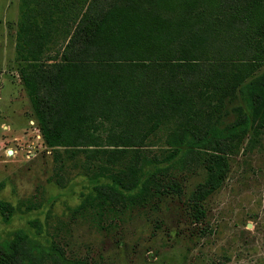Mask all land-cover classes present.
Listing matches in <instances>:
<instances>
[{"label": "trees", "instance_id": "1", "mask_svg": "<svg viewBox=\"0 0 264 264\" xmlns=\"http://www.w3.org/2000/svg\"><path fill=\"white\" fill-rule=\"evenodd\" d=\"M16 35L57 174L74 162L95 182L74 221L114 225L182 196L203 170L191 194L202 221L231 158L264 135V0H21ZM14 214L0 201L5 223ZM48 244L22 230L0 237V264H90Z\"/></svg>", "mask_w": 264, "mask_h": 264}, {"label": "rangeland", "instance_id": "2", "mask_svg": "<svg viewBox=\"0 0 264 264\" xmlns=\"http://www.w3.org/2000/svg\"><path fill=\"white\" fill-rule=\"evenodd\" d=\"M20 4L0 0V201L15 209L9 223L0 216V237L22 230L90 264H264V135L252 151L231 158L229 176L205 202L202 221L191 194L204 181L203 170L182 183V196L170 195L114 225L72 220L71 209L95 182L74 162L57 174L59 164L44 145L16 56Z\"/></svg>", "mask_w": 264, "mask_h": 264}, {"label": "water", "instance_id": "3", "mask_svg": "<svg viewBox=\"0 0 264 264\" xmlns=\"http://www.w3.org/2000/svg\"><path fill=\"white\" fill-rule=\"evenodd\" d=\"M9 154H10V155H12V154H13V152H12V151H10V152H9Z\"/></svg>", "mask_w": 264, "mask_h": 264}]
</instances>
